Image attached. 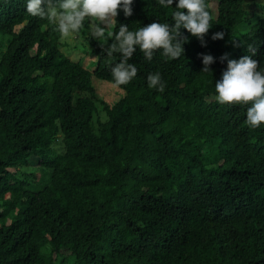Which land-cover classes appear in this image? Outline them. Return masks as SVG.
<instances>
[{
  "label": "trees",
  "instance_id": "obj_1",
  "mask_svg": "<svg viewBox=\"0 0 264 264\" xmlns=\"http://www.w3.org/2000/svg\"><path fill=\"white\" fill-rule=\"evenodd\" d=\"M218 1L211 34L223 39L165 63L137 48L136 76L110 106L97 80L114 83L119 25L172 23L175 4L133 0L105 43L91 36L88 68L61 51L54 22L29 15L25 0H0V264H264V122L252 128L248 105L208 100L232 46L235 59L255 46L264 69V15L252 0ZM201 54L214 57L211 72ZM156 72L163 91L148 86Z\"/></svg>",
  "mask_w": 264,
  "mask_h": 264
},
{
  "label": "clouds",
  "instance_id": "obj_2",
  "mask_svg": "<svg viewBox=\"0 0 264 264\" xmlns=\"http://www.w3.org/2000/svg\"><path fill=\"white\" fill-rule=\"evenodd\" d=\"M159 3L164 7L175 4L171 13L172 23L153 20L135 31L129 30L128 25L120 24L118 31L114 33L115 44L110 46L108 54L110 55L113 49H118L121 54V60L111 68L116 85L127 84L136 76V66L128 61L137 48L143 52L145 58L151 60L153 56V60L161 58L165 63L180 57L188 58V50H194L198 42L202 45L204 39L210 35L212 40L223 39V31L211 34L212 22L219 16L218 0H159ZM132 4L133 0H25V10L31 16L47 17L50 22H54L61 38L79 32L85 18L99 21V24L91 26V36L103 44L106 42L105 29L117 20L119 12L122 11L125 17L132 15ZM253 4L257 8H251L264 15V9L257 6L264 4V0H252L251 6ZM181 29L187 30L188 36L182 35ZM108 35L113 33L109 32ZM154 50L158 55L153 54ZM256 52L257 48L248 44L247 54L239 59H231L232 53H224L219 59L221 62H227L226 68L222 71L220 79L215 81L216 94L213 93L208 98L216 99L221 104L248 105L246 122L252 128H257L264 122V69L260 68L258 61L253 58ZM201 58V71L211 72L209 66L214 57L201 54ZM147 81L150 88L163 91L164 84L159 72L150 73ZM59 136L63 139L61 133ZM55 144L56 147L59 145V152H62V146L58 142L54 143L52 148Z\"/></svg>",
  "mask_w": 264,
  "mask_h": 264
},
{
  "label": "rangeland",
  "instance_id": "obj_3",
  "mask_svg": "<svg viewBox=\"0 0 264 264\" xmlns=\"http://www.w3.org/2000/svg\"><path fill=\"white\" fill-rule=\"evenodd\" d=\"M255 1L258 2L262 0H255ZM251 7L253 9L257 8L254 4ZM95 22L96 21L91 20L90 28L85 29L81 32L70 34L67 37L62 36L61 38V51L72 59L82 60L83 62H86L85 66H87L88 68H93V66L95 65V59H91V57L93 56L92 49L94 48V44L91 40V26L95 24ZM247 27L248 25H246V23H243L239 27V30L244 33L246 32ZM0 34H1L0 36V53H1V51L5 49L9 36H7V34H4V33H0ZM234 50H235V47L232 46L231 47L232 55L230 56L231 59H235L234 54H233ZM97 84H98L99 93L102 95V97L106 101L110 103V106L114 103H117L122 98L123 91L114 83L107 82L106 80L98 79ZM94 85L96 86L95 82H94ZM106 87L110 90L109 92H107ZM103 108L104 107L102 104H98L99 117L107 119V115L105 111L103 110ZM36 161L39 162V159L36 158L35 160L32 159L30 161L32 164L30 166V171H28V172H32V171L35 172V175L32 178L34 180L32 182L34 186L39 185L40 184L39 182H41L42 178H44V170L41 168L39 163H35ZM47 173L48 175H50L51 170H47ZM54 264H58V261L55 262Z\"/></svg>",
  "mask_w": 264,
  "mask_h": 264
}]
</instances>
